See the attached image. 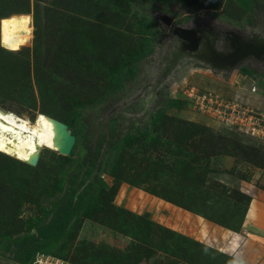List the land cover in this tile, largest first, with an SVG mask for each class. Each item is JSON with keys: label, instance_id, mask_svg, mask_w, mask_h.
Instances as JSON below:
<instances>
[{"label": "rangeland", "instance_id": "1", "mask_svg": "<svg viewBox=\"0 0 264 264\" xmlns=\"http://www.w3.org/2000/svg\"><path fill=\"white\" fill-rule=\"evenodd\" d=\"M128 2L132 9L123 10ZM140 3L156 6L151 14L160 27L153 53L141 62L133 57L141 25L132 11ZM11 13L26 14L3 17ZM161 14L179 26L264 33V17L247 24L233 0H38L36 5L0 0V46L22 48L9 54L0 47L4 111L30 122L37 114L49 115L76 131L75 106L107 96L121 66L140 67L136 80L124 85L120 102L104 108V124L94 111L87 116L92 146L105 134L100 157L114 164L109 174L100 172L99 206L77 218L61 251L49 254L55 258L71 264H246L218 250V227L242 231L251 203L264 208V142L249 138L233 122L247 109L264 110V63L247 62L224 73L184 59L153 96L146 91L142 98L170 41ZM18 19L30 21L31 36L8 42L3 31ZM248 65L254 77L242 73ZM160 90L176 99L178 108L160 112ZM192 92L218 98L223 115L199 112L188 96ZM81 142L69 156L39 149L35 165L0 157V234L34 232L37 220H48L50 202L85 156ZM7 248L0 243V264H16Z\"/></svg>", "mask_w": 264, "mask_h": 264}, {"label": "trees", "instance_id": "2", "mask_svg": "<svg viewBox=\"0 0 264 264\" xmlns=\"http://www.w3.org/2000/svg\"><path fill=\"white\" fill-rule=\"evenodd\" d=\"M37 1L38 0H34L35 5ZM233 1L245 13L247 24L258 23L260 16L264 17V0ZM132 6L133 2H128L127 8H123V10L125 9L129 11L132 9ZM156 9V6L140 3L139 7L134 6L132 10L134 16L138 15L139 23L141 25L140 47L133 53V57L136 61L141 62L153 53L155 41L160 35L158 20H156L151 14V11H155ZM21 14L26 13H11L3 17ZM2 49L3 51L5 50L7 53L9 52V54H12L20 51L22 48L16 51ZM139 70L140 67L137 63H133L129 68L121 66L119 72L113 75V88L107 96L100 101L85 106H75L73 121L77 123V130L71 131L76 137L72 150H74L82 141L81 143L84 146V150H86L85 156L75 162L74 167L67 174L65 188L61 191L59 196L50 202L51 210L48 213V215L50 214V217L47 221L37 220L32 227L34 232L30 231L15 236L0 234V243L6 242L8 245L7 257L14 263L30 264L36 254L52 255L60 252L64 244L67 242L73 224L77 218L82 213L99 206L100 193L103 192V178L100 175V172L109 174V169L114 163L108 159L100 157L101 146L105 141L104 137H106L105 134H99L97 136L96 144L92 146V131L90 130L89 125L87 127L85 126V122L89 120L87 116L91 115L94 111L100 116V122L104 124L105 119L101 114L104 111V108L106 105L120 102L124 97L122 94L124 85L134 82ZM241 71L250 77L256 75V72L250 65L242 68ZM261 75L262 74H258L257 76ZM158 94L159 99L157 102L160 112L167 109L178 108V102L176 99L166 98V94L163 90H160ZM130 109L131 108H128V110ZM110 127H112V125H110L109 128ZM112 135L113 132L110 130L108 137L111 138ZM113 144L116 143L110 140L109 147H112ZM117 150L118 148L113 146V153H116ZM0 157L7 158L2 153H0Z\"/></svg>", "mask_w": 264, "mask_h": 264}, {"label": "water", "instance_id": "3", "mask_svg": "<svg viewBox=\"0 0 264 264\" xmlns=\"http://www.w3.org/2000/svg\"><path fill=\"white\" fill-rule=\"evenodd\" d=\"M159 20L163 26L171 29L169 32L176 37L179 45L171 58L168 55H164L162 58V62L165 61V63L160 76L152 86V96L179 62L187 58L186 53L196 52L199 49L202 39L208 42L211 57H203L200 61L211 71L231 73L247 62L264 63V33L254 32L248 36L240 30L221 25L218 26V29H214L210 24L184 28L176 25L173 18L167 14H161ZM259 35H262L261 38ZM212 39L219 41L218 48L215 50L212 48ZM45 117L52 124L53 144L57 153L69 156L76 137L68 130L65 123L49 115H45Z\"/></svg>", "mask_w": 264, "mask_h": 264}, {"label": "bare ground", "instance_id": "4", "mask_svg": "<svg viewBox=\"0 0 264 264\" xmlns=\"http://www.w3.org/2000/svg\"><path fill=\"white\" fill-rule=\"evenodd\" d=\"M213 27L218 29L216 26ZM31 33L30 21L28 19H18L7 24L3 31V38L8 42L21 41L26 37H30ZM261 36L259 35V38ZM208 45V42L202 39V56L210 58ZM173 53L174 51L170 52L171 57ZM203 62H206V60H203ZM53 138L52 124L44 114H37L35 119L30 122L26 118L0 109V153L12 156L22 163L34 165L37 162L39 149L57 150L54 147ZM248 214L249 217L252 216V209Z\"/></svg>", "mask_w": 264, "mask_h": 264}, {"label": "crops", "instance_id": "5", "mask_svg": "<svg viewBox=\"0 0 264 264\" xmlns=\"http://www.w3.org/2000/svg\"><path fill=\"white\" fill-rule=\"evenodd\" d=\"M252 204L253 217L247 212L242 231H225L218 227V250L246 264H264V256H261L264 254V208L256 201L251 207Z\"/></svg>", "mask_w": 264, "mask_h": 264}, {"label": "built area", "instance_id": "6", "mask_svg": "<svg viewBox=\"0 0 264 264\" xmlns=\"http://www.w3.org/2000/svg\"><path fill=\"white\" fill-rule=\"evenodd\" d=\"M194 89L190 88V91ZM256 88L252 87V92H255ZM191 100H195V107L199 112L209 114L215 117H221L223 115V109L218 101V98H211V95L199 93H188ZM220 100V99H219ZM231 107L225 106V110ZM225 115V114H224ZM234 119L235 126L239 129L243 128L245 134L251 139L261 140L264 142V110L260 113L255 114L252 110H245ZM233 123V124H234ZM31 264H71L61 259L55 258L51 255L40 254L37 255Z\"/></svg>", "mask_w": 264, "mask_h": 264}, {"label": "flooded vegetation", "instance_id": "7", "mask_svg": "<svg viewBox=\"0 0 264 264\" xmlns=\"http://www.w3.org/2000/svg\"><path fill=\"white\" fill-rule=\"evenodd\" d=\"M196 26H200V24L199 23H196V24H192V25H190V26H182V27H184V28H191V27H196ZM169 30H171L170 28H169ZM171 36H170V41L167 43V45L164 47V49H163V54H162V56H161V59H160V61H159V63H158V65H157V68H156V71L155 72H153V76H152V78H150V80H149V82L146 84V86H145V90H143V92H142V95H143V97L142 98H145L144 97V94H145V92L146 91H149V92H151V89H152V86H153V84H155V82L157 81V79H158V77L160 76V74H161V72H162V69H163V64L165 63V61H163L162 62V58L164 57V55H168L169 56V58H171V56H170V52H172V51H174L175 49H176V47L179 45V42H178V40L176 39V37H174L172 34H170ZM218 41L217 40H213L212 41V48L215 50V49H217V47H216V45H215V43H217ZM202 48H201V46H199V49L196 51V52H187V58L186 59H188L187 61H189V60H194V61H198V62H200V63H202V61H200L202 58H203V56H202ZM182 62V61H181ZM162 63V64H161ZM175 69V68H174ZM174 71V70H173ZM172 71V72H173ZM171 72V73H172ZM170 73V74H171ZM169 74V75H170ZM168 75V76H169ZM168 76L166 77V79L163 81L164 83L163 84H165V82H166V80L168 79ZM162 84V85H163ZM163 87V86H162ZM148 92V93H149ZM158 93V92H157ZM157 95V94H156Z\"/></svg>", "mask_w": 264, "mask_h": 264}]
</instances>
